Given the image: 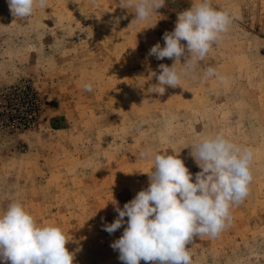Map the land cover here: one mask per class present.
I'll return each instance as SVG.
<instances>
[{
    "label": "rangeland",
    "instance_id": "rangeland-1",
    "mask_svg": "<svg viewBox=\"0 0 264 264\" xmlns=\"http://www.w3.org/2000/svg\"><path fill=\"white\" fill-rule=\"evenodd\" d=\"M193 2L166 0L136 22L119 0H48L26 18L0 0V214L19 201L38 226L60 227L73 264H123L111 244L127 224L103 230L118 216L112 199L123 208L146 189L158 153H179L195 182L189 145L217 133L252 150L253 179L231 226L187 245L192 264H264V0H211L232 24L197 74L211 66L223 80L150 94V72L175 60L148 52Z\"/></svg>",
    "mask_w": 264,
    "mask_h": 264
},
{
    "label": "clouds",
    "instance_id": "clouds-1",
    "mask_svg": "<svg viewBox=\"0 0 264 264\" xmlns=\"http://www.w3.org/2000/svg\"><path fill=\"white\" fill-rule=\"evenodd\" d=\"M7 2L15 18L30 17L37 8L48 6V0ZM118 7L131 9L136 22L149 21L158 9L166 7V0H119ZM119 19L115 20L117 24ZM231 24L229 13L214 8L211 0H194L190 7L178 12L174 30L163 34L164 46L158 42L148 52L157 60L174 58L175 62L171 66L161 63L159 73L150 72L149 80L155 77L158 82L147 91L162 96L166 86L181 87L182 78L206 80L215 76L223 80L214 67H207L199 76L197 68ZM182 57L184 63L180 62ZM83 88L93 91L92 83H85ZM189 146L201 169L195 174V182L178 158L179 153H158L147 172L149 186L123 208L112 199L118 216L111 224H104L103 230L112 234L127 224L121 237L111 244L123 264H140L141 260L146 264H192L187 245L194 237H216L230 227V208L249 194L253 179L250 148L237 145L221 133ZM152 155L150 148L140 153L143 159ZM68 241L60 227L38 226L19 201L11 202L0 214V261L4 264H73L74 254L66 248Z\"/></svg>",
    "mask_w": 264,
    "mask_h": 264
}]
</instances>
